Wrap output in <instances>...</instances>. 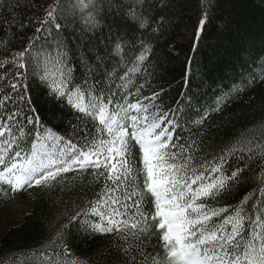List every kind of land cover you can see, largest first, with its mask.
Masks as SVG:
<instances>
[{"label": "snow or ice", "instance_id": "1", "mask_svg": "<svg viewBox=\"0 0 264 264\" xmlns=\"http://www.w3.org/2000/svg\"><path fill=\"white\" fill-rule=\"evenodd\" d=\"M39 2L42 16L25 22L32 0H0V23L20 33L0 58V194L66 191L69 201L55 207L41 242L48 249L42 264H264V201L245 206L249 193L226 204L232 188L264 184V143L245 136L208 144L212 152L183 163L169 148L179 135L172 129L199 103L193 88L231 80L227 93H217L212 111L220 112L233 90L264 83V31L259 47L245 39L206 57L199 80L188 78L183 103L172 108L149 79L157 67L152 41L163 35L172 0ZM202 2L194 39L218 7V0ZM37 95L52 106V120ZM257 127L264 131V120ZM69 173L84 182L70 187ZM97 236L111 237L107 254L73 251L74 240Z\"/></svg>", "mask_w": 264, "mask_h": 264}, {"label": "trees", "instance_id": "2", "mask_svg": "<svg viewBox=\"0 0 264 264\" xmlns=\"http://www.w3.org/2000/svg\"><path fill=\"white\" fill-rule=\"evenodd\" d=\"M41 7L42 3L39 0H32V7L21 13L25 22L29 17L42 16ZM202 7V0H172L171 7L164 13L168 16V21L163 35L157 32L158 39L152 41L156 49L157 59L154 60V64L157 67L156 76L149 79L157 91L164 93L163 104L172 108H175L177 103H183L189 87L186 83L188 78L196 74V80H199L200 66L206 57L223 53L225 50L234 51L235 45L244 43L245 39L255 40L259 47L260 36L264 31V0H218V7L211 13L212 22L205 26V31L200 34L199 39H194ZM220 16L224 19H215ZM226 23L228 27L223 30ZM19 36L20 33L15 32V29L0 23V58H7L3 56L5 46ZM251 71L261 70L253 66ZM142 82L143 79L139 81ZM230 87H233L232 81L224 79L218 87L192 89L199 96V103L196 109L191 110L188 120L183 121L179 128L172 129L174 134L178 132L179 135L172 137L177 147L173 148L170 144L169 148L177 153L178 163H183L189 156H201L208 144L219 145L245 136L264 143V131L257 127L258 123L264 120V83L255 82L243 92L233 90L231 96L234 98L230 99L227 106L220 112L212 111L217 93L221 89L227 93ZM144 91L151 95L147 88ZM37 103L45 118L52 120L54 115L52 106L46 105L38 95ZM198 111L210 113L208 119L201 121L200 115L196 114ZM56 122L58 121L53 120V123ZM180 145H183V151ZM213 150L207 148L208 152ZM88 180L91 182V177ZM83 182V177L77 179L76 174L69 173L66 174L64 183L75 187ZM92 187L95 188V184H92ZM261 189H264V184L258 181L236 186L232 188L226 204L235 206L249 193L252 195L245 206L257 199L264 201ZM2 195L0 194V264H42L46 261L44 252L48 249L41 242L47 243L51 232L49 225L56 216L55 207L60 206L61 199L69 201L66 191L54 188L45 192L36 187L25 188L23 191L10 194L8 199L6 197L1 203ZM10 197L28 202L29 207L24 208L26 212L13 216ZM72 200L75 201V196ZM110 239L109 236H97L87 241L76 239L73 241V251L83 258L93 256L98 249L107 254Z\"/></svg>", "mask_w": 264, "mask_h": 264}, {"label": "rangeland", "instance_id": "3", "mask_svg": "<svg viewBox=\"0 0 264 264\" xmlns=\"http://www.w3.org/2000/svg\"><path fill=\"white\" fill-rule=\"evenodd\" d=\"M2 196L3 197L1 199V203L6 197H7L6 199H8V196H4V195H2ZM9 199H10L9 201L11 202V206L10 207H11V212H12L13 216L18 215L19 213L26 212V210H24V208H28L29 207L28 202H26L25 200L17 201V200H15L12 197H10Z\"/></svg>", "mask_w": 264, "mask_h": 264}]
</instances>
